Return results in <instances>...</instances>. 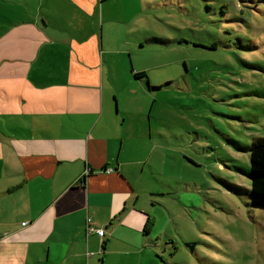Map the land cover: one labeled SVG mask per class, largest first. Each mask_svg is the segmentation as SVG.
Listing matches in <instances>:
<instances>
[{
    "label": "crops",
    "instance_id": "0c3cea01",
    "mask_svg": "<svg viewBox=\"0 0 264 264\" xmlns=\"http://www.w3.org/2000/svg\"><path fill=\"white\" fill-rule=\"evenodd\" d=\"M142 2L0 0V264H122L144 245L162 183L111 110L102 33Z\"/></svg>",
    "mask_w": 264,
    "mask_h": 264
},
{
    "label": "rangeland",
    "instance_id": "374dc122",
    "mask_svg": "<svg viewBox=\"0 0 264 264\" xmlns=\"http://www.w3.org/2000/svg\"><path fill=\"white\" fill-rule=\"evenodd\" d=\"M142 3L102 32L111 110L145 134L162 183L145 206L149 235L122 264H264V210L249 206V147L264 138V0Z\"/></svg>",
    "mask_w": 264,
    "mask_h": 264
},
{
    "label": "trees",
    "instance_id": "16d2710c",
    "mask_svg": "<svg viewBox=\"0 0 264 264\" xmlns=\"http://www.w3.org/2000/svg\"><path fill=\"white\" fill-rule=\"evenodd\" d=\"M158 41L157 39H152ZM136 77H144V73L135 74ZM250 168L249 180L250 190L249 206L254 209L264 210V138H256L249 147ZM150 223V220L148 221ZM151 224V223H150ZM148 232V229L146 230Z\"/></svg>",
    "mask_w": 264,
    "mask_h": 264
},
{
    "label": "built area",
    "instance_id": "2783aa9c",
    "mask_svg": "<svg viewBox=\"0 0 264 264\" xmlns=\"http://www.w3.org/2000/svg\"><path fill=\"white\" fill-rule=\"evenodd\" d=\"M111 171H112L111 169H108V170H106V173L109 174V173H111ZM89 173H90V169L86 168L84 170L83 175L87 176ZM85 225H86V232L88 234L95 233L102 240V238L104 237V234H105V232L102 228H94L92 221L89 217L86 218Z\"/></svg>",
    "mask_w": 264,
    "mask_h": 264
}]
</instances>
